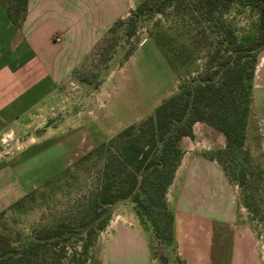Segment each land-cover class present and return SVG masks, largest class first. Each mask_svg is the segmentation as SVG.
I'll return each instance as SVG.
<instances>
[{"label":"rangeland","instance_id":"374dc122","mask_svg":"<svg viewBox=\"0 0 264 264\" xmlns=\"http://www.w3.org/2000/svg\"><path fill=\"white\" fill-rule=\"evenodd\" d=\"M0 1L10 21L21 26L27 6L24 13L16 0ZM127 1L124 11L123 0H82L80 5L90 21L93 19L89 28L97 26L100 34L90 40L89 49L82 55L64 56L61 52L78 51L86 37H70L56 44V85L49 90L48 83L41 81L31 94L37 99L31 108L37 121L35 129L24 131L21 137L24 142L35 137V144L23 153L35 154L33 163H26L24 168L26 177L32 174L35 182L23 196L33 191V197L0 217V232L9 235L13 246L58 221L78 223L91 193L103 181V161L79 162L51 181L56 174L126 126L145 120L182 81L207 68L212 54H226L222 40L232 35L243 41L257 33V9L246 1L232 2L221 12L209 13L195 0H172L155 14L148 13L152 0ZM109 15L114 19L107 26ZM101 24H106L102 31ZM258 80L253 79L250 95L248 129L241 150L244 157L229 152L222 132L197 122L193 136L180 141L178 165L182 168L200 159L218 166L233 191L238 228L252 241L256 263L264 264V68L262 86ZM27 117V112L22 114L23 122ZM5 148L8 146L2 150ZM202 172L194 188L197 194L216 188L214 173L208 169ZM168 189L166 208L155 207L151 223L138 217L129 200L112 204L107 224L92 239L85 264H148L150 259V264H161L148 254V246L149 250L162 247L169 264H192L176 241ZM73 245L79 249L80 242ZM71 250L68 243L65 255L61 253L62 262ZM58 253L48 254L44 264H53ZM33 261L42 264L40 254Z\"/></svg>","mask_w":264,"mask_h":264},{"label":"trees","instance_id":"16d2710c","mask_svg":"<svg viewBox=\"0 0 264 264\" xmlns=\"http://www.w3.org/2000/svg\"><path fill=\"white\" fill-rule=\"evenodd\" d=\"M16 1L25 13L27 0ZM171 1L152 0L148 13H158ZM237 1H246L257 9L256 35L243 41L232 35L222 40L226 54L221 57L212 54L207 68L182 81L145 120L126 126L56 174L51 181L67 174L79 162L103 161L104 175L100 177L103 181L91 193L80 221H58L24 238L18 246L11 244L9 235L0 232V264H36L33 257L39 254L44 264L47 255L56 252L58 258L53 264H85L93 237L107 224L108 209L118 201L129 200L138 217L151 223L156 214L154 208H166L167 189L182 153L180 141L193 136L197 122L222 132L229 152L244 157L241 150L248 129L257 56L264 50V0H195L200 9L209 13L221 12ZM30 197L33 191L1 211L0 217ZM74 242H80L79 249ZM68 243L72 250L62 262L61 253L65 255Z\"/></svg>","mask_w":264,"mask_h":264},{"label":"crops","instance_id":"0c3cea01","mask_svg":"<svg viewBox=\"0 0 264 264\" xmlns=\"http://www.w3.org/2000/svg\"><path fill=\"white\" fill-rule=\"evenodd\" d=\"M81 1L27 0L22 27L10 21L0 1V212L31 190L35 182L32 174L26 177L24 173L35 154L23 155L25 148L35 144V137L24 142L21 136L35 129L37 118L31 108L37 99L31 95L33 90L44 80L49 90L56 85L55 45L70 37H86L78 51H60L64 56L82 55L89 49L90 40L100 34L97 26L89 28L93 19L90 21ZM123 1L125 11L128 1ZM113 19L109 15L107 26ZM104 26L100 25L101 31ZM263 68L264 50L257 56L253 78L260 79V86ZM25 112L28 121L23 122ZM3 146L8 148L3 151ZM201 169L211 170L216 179V188L207 194L194 190ZM171 185L167 201L176 219V241L192 264H257L252 241L238 228L231 185L214 162L193 159L185 167L178 165Z\"/></svg>","mask_w":264,"mask_h":264},{"label":"water","instance_id":"95a60500","mask_svg":"<svg viewBox=\"0 0 264 264\" xmlns=\"http://www.w3.org/2000/svg\"><path fill=\"white\" fill-rule=\"evenodd\" d=\"M149 252L152 257H157L161 262V264H169L170 261L164 255V251L162 247L160 246L154 247L153 249H150Z\"/></svg>","mask_w":264,"mask_h":264},{"label":"built area","instance_id":"2783aa9c","mask_svg":"<svg viewBox=\"0 0 264 264\" xmlns=\"http://www.w3.org/2000/svg\"><path fill=\"white\" fill-rule=\"evenodd\" d=\"M56 40H59V39H56Z\"/></svg>","mask_w":264,"mask_h":264}]
</instances>
